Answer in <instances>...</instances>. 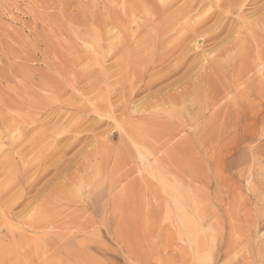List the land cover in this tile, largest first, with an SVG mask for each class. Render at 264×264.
I'll list each match as a JSON object with an SVG mask.
<instances>
[{
	"label": "rangeland",
	"instance_id": "374dc122",
	"mask_svg": "<svg viewBox=\"0 0 264 264\" xmlns=\"http://www.w3.org/2000/svg\"><path fill=\"white\" fill-rule=\"evenodd\" d=\"M188 1L163 15L167 0H0V264H264V54L245 24L264 0L235 10L217 40L186 43L191 79L223 40L247 38L218 104L233 121L213 140L190 124L209 117L195 97L164 118L179 128L151 125L189 87L173 86L178 74L150 89L134 79L132 59L148 55L157 28L181 17L173 41L216 11Z\"/></svg>",
	"mask_w": 264,
	"mask_h": 264
},
{
	"label": "bare ground",
	"instance_id": "6f19581e",
	"mask_svg": "<svg viewBox=\"0 0 264 264\" xmlns=\"http://www.w3.org/2000/svg\"><path fill=\"white\" fill-rule=\"evenodd\" d=\"M167 1H169L168 4H163L162 6L160 5L161 8H158L159 11L161 12V14H163V15H165L167 10L172 8L173 2L176 0H167ZM249 1H251V0H217V1L210 0L209 2L213 3L216 6V11L210 12L209 10L207 11V9H204L201 14H196L191 32L189 31L190 33L188 32L184 37L183 36L182 37L176 36L174 38L172 37L173 38V41H172L169 39V38H171V33H178L179 32V30L177 29V27L179 25L178 21L180 19H182L181 17H179L176 14V16L179 18H177V17L172 18L171 22L168 21L171 25V28L165 24L164 27L161 26L163 28H161V29L157 28V33L153 37L149 38V44H152L153 48H151L148 55L146 57H143V58H141L139 56V57L132 59L133 65H134V71H135V72H133L134 79H136V81H138V82L145 81L144 79H150L147 84L145 83V85L147 87L146 89L152 88L158 82L157 79H160V81L162 82V80L168 79L170 77H174L177 74L179 75V78L177 79V81H175L173 86H177L179 84H184V83L189 85L188 88L183 89V92H179V94H177L171 98V101L169 103L170 107L168 106L169 109L166 110L164 112V114L157 116L158 119L163 117V120L158 121V122L154 121L151 124L152 126L155 127L156 123L159 125L158 128H164V127L171 128L173 126L175 129H177L180 126H182V122L180 123V121L170 123V122H167V120H165V119H166V117L167 118H173L174 116L172 114H174L175 111H177V110L182 111L186 107L191 106L192 105L191 102L193 101L192 100L193 97L198 98L199 101L202 102V104H200V105H203V107H206V108H208L207 110H209L208 121H205V123H200L199 120H196V119L193 120L192 119L191 123H190V124L196 125L200 129V133H201V135H203L200 139L201 142H205V141L208 142L209 140H213L214 136L216 135V132H218L216 130L219 129V126L227 128V123H229V125L232 124V121H233L231 118L232 116L230 118H229L230 115L227 116L228 110L224 111V112H227L225 114L220 109V106L218 104L222 99L225 100V98H224V97H226L225 93H227V94L230 93L228 91H230V88L232 87L230 84L226 83L229 75H227V73L225 72V71H227V66H228V62H230L231 54L235 50V48H237L239 46V44H241V42L247 38H244L242 36L235 38L237 35L234 37L233 36L234 32H233L232 36L235 38V40L233 41V44L229 45V43L231 41L225 42L223 40L220 43L221 45L217 47V48L221 49L220 53H218V55H216V57H214L210 60L207 59V63L204 64V66H203L204 67V74L198 75L197 77H193L191 79L189 78L191 72L187 68V66L190 65V63H189L190 57H188V50L190 48V45H187L186 43L189 39L194 37V39H195L194 43H198V48H202L205 42L217 40L218 38L223 36V34L226 32V28L229 25V22L231 20V14H233V12L235 10L237 11L238 9H241L240 7H244L246 4H249ZM259 1H261V0H259ZM198 2H199V0H189L187 4H189L191 8H193V7L194 8L197 7L200 9L205 8V1L204 0L200 4ZM254 2H255V0H254ZM256 3H254V5ZM151 9H152V7H151ZM158 9L156 6L153 7V10H154V12L156 10L155 14H157V15H158ZM258 9H259V7H258ZM150 11L153 13L152 10H150ZM199 12H200V10H199ZM192 13H193V11L190 9V10L184 12V15L189 20H191L192 19L191 17H193ZM240 13H241V11H240ZM158 16L161 17L162 15H158ZM245 19H246V17L242 18V20H245ZM213 21H216L215 24L209 26L206 29L204 35L197 34V33H199L198 29H202L204 27L206 28V26H208ZM226 21L228 22V25L226 24ZM238 24H240V23H238ZM245 24L247 26L248 32H249L250 36L252 37L253 41L256 42L258 46L261 47L258 51L259 52L258 56H261L262 53L264 54V5L256 12L255 19L252 22H250V23L246 22ZM229 29H230V27H229ZM154 31L156 32V30H154ZM227 32H228V30H227ZM148 35L149 34H147V36ZM228 35L229 34H227L226 37ZM222 46H224V47H222ZM148 51H149V49L147 50V52ZM249 53L251 54L252 51ZM250 54H249V56H250ZM155 56H157V58H155ZM242 57H244V55H242ZM247 59H246V61L241 63L242 65L239 68V71L241 72V74H244V75H248L252 71L251 67L253 66L252 63L250 61H248ZM167 61H170L171 63L169 66L165 67L166 71L161 73L160 76H156L155 72H153V73L150 72V69H152V67H154L156 69L157 66H163L164 62H167ZM169 68L171 70H169ZM183 71H184V73L181 74V72H183ZM261 87H264V79L260 80L258 82V88L257 89L259 91L262 90ZM145 108H147V107H145ZM220 114H222L224 119L226 118V120H225L226 125L223 124L224 122L221 124L216 122L220 118ZM224 114H225V117H224ZM145 126L144 125L141 126V129L143 128V131H145V132H147V134L151 135L152 130L151 129L147 130V128ZM81 137H83V136H81ZM85 138H87V137H85ZM172 138L170 140H168L167 142H164L163 146H167L168 144H170L174 139V138L173 139ZM83 139H82V141H83ZM68 141H70V140H68ZM76 141L80 142L81 139L78 137V139H76ZM193 142H194V140H193ZM209 143H211V142H209ZM176 146H182V143L177 144ZM125 201H128V200L120 198L119 200H117L113 204V206L115 208L120 209L124 206ZM178 207H179V205H178ZM196 207H197V205H196ZM194 211H196V210H194Z\"/></svg>",
	"mask_w": 264,
	"mask_h": 264
}]
</instances>
